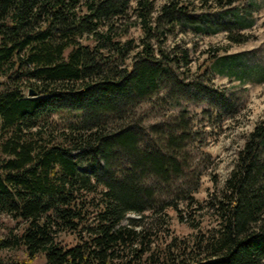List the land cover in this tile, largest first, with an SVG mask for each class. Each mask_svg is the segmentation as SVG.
<instances>
[{
    "label": "trees",
    "instance_id": "obj_1",
    "mask_svg": "<svg viewBox=\"0 0 264 264\" xmlns=\"http://www.w3.org/2000/svg\"><path fill=\"white\" fill-rule=\"evenodd\" d=\"M243 16L237 0H0V215L25 222L0 251L47 264H264V120L222 189L196 198L217 166L211 137L244 104L216 87L211 62L193 71L192 52L220 33L249 41ZM169 210L193 234H173Z\"/></svg>",
    "mask_w": 264,
    "mask_h": 264
},
{
    "label": "rangeland",
    "instance_id": "obj_2",
    "mask_svg": "<svg viewBox=\"0 0 264 264\" xmlns=\"http://www.w3.org/2000/svg\"><path fill=\"white\" fill-rule=\"evenodd\" d=\"M169 0H156L158 7ZM243 8V17L252 23L251 27L243 25L236 32L249 36V41L243 44L231 43L225 33L212 37L197 39L199 49L192 52L193 71L198 64L212 63L214 83L217 88H231L238 91L244 104L234 121L225 123L224 131L217 137H211L206 151L211 153L217 163L215 170H210L202 179L200 191L196 198L200 202L208 200L216 189H222L230 175L238 151L243 147L246 136L254 129L255 125L264 120V0H237ZM131 36L140 39L142 31L135 27ZM182 45L192 47L193 36H179ZM214 176V177H213ZM218 180L215 187L213 178ZM171 216V232L179 237H189L193 230L187 223H181L178 214L168 211ZM188 215L187 212L183 216ZM129 218L135 217L130 214ZM201 219V217H198ZM198 219V220H199ZM126 224L128 221L125 222ZM25 222H17L8 215H0V240H13L12 234L22 233ZM204 226L208 224L204 220ZM61 240L74 244L72 235L62 234ZM3 258H13L26 261L27 264H47L43 255L30 260L24 248L14 245L4 247L0 251Z\"/></svg>",
    "mask_w": 264,
    "mask_h": 264
},
{
    "label": "water",
    "instance_id": "obj_3",
    "mask_svg": "<svg viewBox=\"0 0 264 264\" xmlns=\"http://www.w3.org/2000/svg\"><path fill=\"white\" fill-rule=\"evenodd\" d=\"M29 96H30V97H34V96H35V92H34V91H30V92H29Z\"/></svg>",
    "mask_w": 264,
    "mask_h": 264
}]
</instances>
